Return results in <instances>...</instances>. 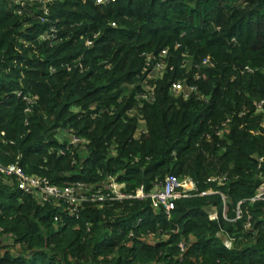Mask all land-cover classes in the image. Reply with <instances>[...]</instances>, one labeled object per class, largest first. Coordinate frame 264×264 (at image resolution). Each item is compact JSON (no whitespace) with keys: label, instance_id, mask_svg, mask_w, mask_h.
Wrapping results in <instances>:
<instances>
[{"label":"trees","instance_id":"obj_1","mask_svg":"<svg viewBox=\"0 0 264 264\" xmlns=\"http://www.w3.org/2000/svg\"><path fill=\"white\" fill-rule=\"evenodd\" d=\"M37 9L35 0H0V164L57 187L100 188L112 176L129 193H150L172 175L195 190L170 220L147 199L85 204L76 219L0 180V264H264V200L246 203L235 222L222 213V196L232 218L264 184V0H55L46 24ZM52 28L50 46L40 37ZM163 49L180 70L153 82L156 101L128 116L143 92L144 54ZM80 58L83 70L63 68ZM183 79L196 95L175 99L170 84ZM19 92L35 98L29 113ZM72 135L85 147L59 155ZM207 191L215 194L196 195Z\"/></svg>","mask_w":264,"mask_h":264},{"label":"built area","instance_id":"obj_2","mask_svg":"<svg viewBox=\"0 0 264 264\" xmlns=\"http://www.w3.org/2000/svg\"><path fill=\"white\" fill-rule=\"evenodd\" d=\"M37 2V16L36 19L41 24H46L49 22V6L55 0H35ZM116 0H95L97 5H105L110 3H115ZM23 6V4H22ZM21 14V13H20ZM35 14V13H34ZM112 27H115V24H111ZM97 38L95 34L92 38H86L85 44L86 47L91 48ZM58 40L57 31L52 28L45 32L41 37V42H46L52 46ZM179 49V45L175 46V51ZM149 59L148 69L144 71L143 75L137 76V84L143 87V92L138 94L135 97V105L126 110V114L130 117L133 115L138 116V110H141L145 104H152L156 101L155 87L153 82L163 80L167 75L174 74L180 70L178 67V56L171 55L168 49H163L159 53H153L150 55H145ZM203 65L207 69H210L213 65L208 62V60L203 61ZM63 68H66L67 71L72 69L83 70V65L81 58L74 60L71 64L62 65ZM182 68V67H181ZM245 71L251 72L252 70L249 67L244 68ZM205 77L202 74H197L194 80L204 79ZM197 88L195 86L187 85L185 79L182 81H175L170 84L169 94L175 99L178 98H188L189 96L196 95ZM18 98H22L23 102L26 105L25 113L31 111L32 105L35 98L30 95L23 94L19 92L17 94ZM129 98L127 94L122 100L123 102ZM262 106L260 103L257 107ZM101 112V111H100ZM108 114H113V110H107ZM138 134H145V129L140 127L143 125L142 121H139ZM86 142L76 136H70L68 143L65 145L64 150L59 151V155H64L65 151H69L70 147L79 146L80 148L85 147ZM82 150V149H79ZM0 180H4L7 184H15L19 192L23 193L26 196L33 197L38 204L44 205H66L67 209L70 211V214L76 219L78 218L79 208L85 204H97L102 206L103 203H114L121 202L124 200H149L153 209H163L164 214L167 216V219L170 220L171 212L174 210L175 202L184 197H188V193L195 190L194 185L190 181L179 182L178 179L172 175L165 177L163 183L160 185L159 190L146 193L143 187L138 188L134 193H129L125 190L124 183H118L116 177H108V179L101 185L100 188H93L91 185H86L83 183H76L73 185H64L62 187H57L51 185L44 179H40L34 176L26 175L18 166L9 165L3 166L0 164ZM262 189V190H261ZM214 192L207 191L202 193H197L198 196H210L214 195ZM264 200V184L258 189L257 194L248 201H239L236 205V220H239L244 215L243 207L246 203H254L256 201ZM222 201L224 204L223 209V218L227 220V208L226 198L222 196ZM209 221H216L218 214L214 207H210L206 211ZM247 214V211H245ZM59 217H55L54 221L57 222ZM247 230L251 229L250 216L247 215V222L245 225ZM222 235V244L227 250L233 248L234 239L221 231ZM0 248L7 246L8 243L6 239L8 235L3 233V230L0 229ZM4 242V244L1 243ZM178 248L183 255L187 249L185 242L178 244ZM4 252V251H3Z\"/></svg>","mask_w":264,"mask_h":264},{"label":"crops","instance_id":"obj_3","mask_svg":"<svg viewBox=\"0 0 264 264\" xmlns=\"http://www.w3.org/2000/svg\"><path fill=\"white\" fill-rule=\"evenodd\" d=\"M116 181H117V178H116ZM118 182V181H117ZM118 183H121V182H118ZM222 203H223V201H222ZM253 203H249V205H252ZM237 205V204H236ZM225 206H226V208H227V222H229V223H231V222H235L234 220L236 219V206H235V208H234V210H233V217L231 218L230 216H229V209H228V207H227V199H226V204H225ZM223 209H224V204H223ZM209 210V209H208ZM243 210H244V214H245V211H248V207H246V205H244V207H243ZM237 221V220H236ZM251 230L253 231V225L251 226ZM223 232L225 233V234H227L228 236H231V235H229L228 233H226L224 230H223ZM226 249V248H225Z\"/></svg>","mask_w":264,"mask_h":264},{"label":"rangeland","instance_id":"obj_4","mask_svg":"<svg viewBox=\"0 0 264 264\" xmlns=\"http://www.w3.org/2000/svg\"><path fill=\"white\" fill-rule=\"evenodd\" d=\"M262 190V189H261Z\"/></svg>","mask_w":264,"mask_h":264}]
</instances>
